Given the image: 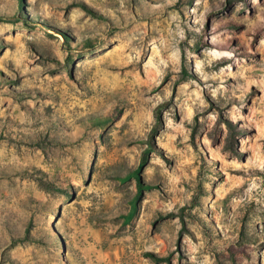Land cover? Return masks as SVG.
<instances>
[{"label": "rangeland", "instance_id": "obj_1", "mask_svg": "<svg viewBox=\"0 0 264 264\" xmlns=\"http://www.w3.org/2000/svg\"><path fill=\"white\" fill-rule=\"evenodd\" d=\"M0 15V264H264V0Z\"/></svg>", "mask_w": 264, "mask_h": 264}, {"label": "trees", "instance_id": "obj_2", "mask_svg": "<svg viewBox=\"0 0 264 264\" xmlns=\"http://www.w3.org/2000/svg\"><path fill=\"white\" fill-rule=\"evenodd\" d=\"M0 20L1 21H7V22L13 21L11 18L6 17V16H2V15H0ZM141 168H142V166L139 167L138 170H140ZM41 184L46 189H56L57 188V186L55 185V183L50 182V181H41Z\"/></svg>", "mask_w": 264, "mask_h": 264}]
</instances>
